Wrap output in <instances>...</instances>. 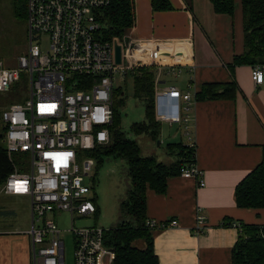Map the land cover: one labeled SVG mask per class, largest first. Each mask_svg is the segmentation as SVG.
I'll return each mask as SVG.
<instances>
[{"label": "built area", "instance_id": "obj_1", "mask_svg": "<svg viewBox=\"0 0 264 264\" xmlns=\"http://www.w3.org/2000/svg\"><path fill=\"white\" fill-rule=\"evenodd\" d=\"M111 0H27V54L15 67L0 59V92H9L24 72L30 78L31 99L13 104L2 112L3 141L13 166L1 191L28 197L31 203L32 264H65L63 232L52 218L56 213L71 215L74 236V264H114V250L105 245L106 229L77 228L76 218L95 216L93 178L96 159L89 150L111 142L115 117V81L125 82L128 68L118 65L114 44L103 36L100 11ZM158 48L147 50L146 65L156 66V117L170 124L188 125L196 101L190 92L159 86L165 70L180 74L175 66L165 68ZM144 65V64H143ZM256 85L264 82V67H252ZM196 148L195 144L189 145ZM30 156L31 170L23 174L13 156ZM92 174V175H91ZM185 179L206 186L204 173L195 165L182 170ZM206 216L199 208L197 228ZM151 229L178 226L175 219L158 223L148 220ZM232 226L239 228V224Z\"/></svg>", "mask_w": 264, "mask_h": 264}, {"label": "crops", "instance_id": "obj_2", "mask_svg": "<svg viewBox=\"0 0 264 264\" xmlns=\"http://www.w3.org/2000/svg\"><path fill=\"white\" fill-rule=\"evenodd\" d=\"M169 2L171 10L154 11L151 0H134V26L123 38L112 41L117 47V64L130 72L147 64L149 48H158L166 59L162 62L165 68L175 66L180 69L177 78L187 76L182 85L177 81L168 84L165 75L170 74L165 70L161 88L177 87L195 97L207 83L235 81L239 92L233 101L196 102L187 127L177 123L178 131L183 129L186 136V142L181 138V143L195 144L196 166L203 171L206 186L200 188L196 179L180 175L168 179L164 194L147 189V218L158 223L178 221L176 227L152 231L154 249L160 264H232L239 238V229L232 225L264 226V209L239 208L235 199L238 184L263 159L264 82L254 83L252 66H237L234 76L228 68L245 51L241 0H236L233 16L217 14L210 0ZM177 137L178 132L169 139ZM199 208L207 218L200 231ZM135 245L146 247L144 240ZM29 252L32 261L30 240Z\"/></svg>", "mask_w": 264, "mask_h": 264}, {"label": "trees", "instance_id": "obj_3", "mask_svg": "<svg viewBox=\"0 0 264 264\" xmlns=\"http://www.w3.org/2000/svg\"><path fill=\"white\" fill-rule=\"evenodd\" d=\"M18 1V0H17ZM154 11H169V0H151ZM217 14L233 16L236 0H210ZM16 19L25 23L27 31V3L18 2ZM243 9L245 51L234 58L228 68L234 76L237 66L264 67V0H241ZM100 21L103 24V36L112 42L123 38L135 24L134 0H111L103 8ZM156 66H140L131 69L134 78L135 98L145 103L146 121L134 123L130 131L122 128L121 111L124 89H115V117L111 127L109 145L89 150L88 155L96 159V171L92 178L95 185L98 170L105 159L114 157L125 161L129 166L131 186L126 199L121 203L123 220L114 228L105 232V245L116 253L114 264H160L154 249V237L147 226V189L158 194L167 190L168 179L180 176L182 170L196 164V148L182 143H170L167 150L176 159L169 164L160 162L155 156H143L139 143L130 137L146 135L158 142L161 137L162 123L156 117ZM239 87L235 81L230 83H207L195 95L196 102L235 100ZM2 128L0 134L5 133ZM13 166L5 145L0 142V186H3L12 173ZM94 188V186H93ZM236 204L243 209H264V149L262 162L248 174L236 187ZM99 213L97 209L96 215ZM233 222H231L232 224ZM231 224L225 223V226ZM239 238L233 248L232 264H264V226L239 225ZM144 240L146 247L140 249L135 242Z\"/></svg>", "mask_w": 264, "mask_h": 264}, {"label": "rangeland", "instance_id": "obj_4", "mask_svg": "<svg viewBox=\"0 0 264 264\" xmlns=\"http://www.w3.org/2000/svg\"><path fill=\"white\" fill-rule=\"evenodd\" d=\"M22 0H0V59L5 67H15L18 64L19 56L27 54L28 40L25 23L17 21L16 7ZM27 3V0H24ZM115 57L117 47L114 44ZM148 66V65H145ZM177 75H165L168 84L177 83L180 85L187 80L185 74L181 78ZM116 76L115 86L123 88L124 97L121 111L122 128L130 131L134 123L146 121L145 103L142 99L135 98L134 78L128 71L125 82L118 81ZM182 89V87H181ZM31 99L30 78L24 72L21 80L16 83L11 91L0 92V132L3 128L2 112L13 104L25 105ZM179 124L175 123L170 127L168 123L162 124V138L158 142L152 141L146 135H132L142 150V155H155L159 161H174L176 156L167 152V144L181 143V138L186 142L184 130L178 131ZM178 132L176 139H169ZM5 145L3 139H0ZM161 142V144H159ZM18 169L27 174L31 170V159L28 154L17 153L13 156ZM96 169L92 172L93 176ZM91 174V175H92ZM87 184L94 186L93 198L99 208V213L87 218H76L75 226L83 228L87 226H98L106 230L116 227L122 220L121 203L126 199L131 186L128 164L120 159L109 157L97 172L95 185L93 180L87 179ZM0 186V264H32L29 252V235L26 232L31 228L30 199L27 197L11 196L1 191ZM63 232L62 238L65 242V264H74V236L69 230L72 227L71 215L68 213H56L52 217ZM108 247V246H107ZM109 248V247H108ZM116 253L114 251V261Z\"/></svg>", "mask_w": 264, "mask_h": 264}, {"label": "water", "instance_id": "obj_5", "mask_svg": "<svg viewBox=\"0 0 264 264\" xmlns=\"http://www.w3.org/2000/svg\"><path fill=\"white\" fill-rule=\"evenodd\" d=\"M4 138V135L3 134H0V139H3ZM160 144V143H159Z\"/></svg>", "mask_w": 264, "mask_h": 264}]
</instances>
